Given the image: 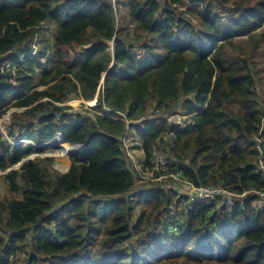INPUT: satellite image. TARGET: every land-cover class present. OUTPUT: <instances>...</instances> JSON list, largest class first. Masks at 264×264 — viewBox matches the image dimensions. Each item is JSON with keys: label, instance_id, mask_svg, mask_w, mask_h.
I'll list each match as a JSON object with an SVG mask.
<instances>
[{"label": "trees", "instance_id": "obj_1", "mask_svg": "<svg viewBox=\"0 0 264 264\" xmlns=\"http://www.w3.org/2000/svg\"><path fill=\"white\" fill-rule=\"evenodd\" d=\"M239 39L264 42V0H0V121L25 109L0 126V264H264V206L243 196L264 191V86L228 54ZM97 94L86 114L63 104ZM58 133L81 145L67 172L12 168L44 152L12 140ZM156 150L168 179L134 193ZM174 178L234 196L177 200Z\"/></svg>", "mask_w": 264, "mask_h": 264}, {"label": "rangeland", "instance_id": "obj_2", "mask_svg": "<svg viewBox=\"0 0 264 264\" xmlns=\"http://www.w3.org/2000/svg\"><path fill=\"white\" fill-rule=\"evenodd\" d=\"M113 1H115V0H113ZM123 10H124V13H125L126 12V8H123ZM117 21L120 22V26H121V24H123L126 21H128L127 14L124 15L123 18H121V16H119ZM51 31H52L51 28L47 29V32H48L47 34L50 35ZM258 41H259V44H258V47L256 48V45H257L256 43L257 42H255L256 45L253 44V45H255L253 47V45H251V43H249V42H247V41H245L243 39H239L234 44L229 45L227 47V52H228V54H231V55H238V56L247 58L251 62V65H252L253 69L257 72V74H258L257 76L260 79L261 84L264 86V42H260L259 39H258ZM110 45L112 46L113 42H111ZM110 50H112V47L110 48ZM6 67L10 69V68H12V65L9 63V64H6ZM72 97H71V99H68L65 103H63V104H68V105H71V106L74 107V110H70V112L79 111V112H82V113L86 114V113H88L87 107H89L91 105H95L97 103V101H98V94H97L95 99L90 100V101H93V102L96 101L93 104L90 101H81V100H78V98L77 99L76 98L72 99ZM82 105H86V106H82ZM24 110L25 109H22V108H12L4 116V118L0 121L1 130L3 131V133L5 135L8 134V125L11 123V120H12V117H13L14 113L15 112H22ZM171 120H173L175 122H178V123L180 121H182L181 118H179V120H178L177 117H174V116L171 117ZM133 131H135V130H133ZM128 137L130 139H127L124 142L125 143V147L126 146L130 147V145L134 144V141H132L133 137H130V136H128ZM12 142L14 144H16V140H12ZM34 144L38 145L37 143H32V146H35ZM23 145H25V144H23ZM41 145H43V144H41ZM43 146H45V145H43ZM42 149H44L43 153L31 154V155L27 156L25 159L28 161L30 159L35 158L37 155H40L42 157H51V158H54V161L52 162V164L50 166L51 169L53 168L54 170L62 172V173H65L67 170H69V168H70V166L72 164L71 156H73L74 151L71 150L70 153L68 154V153L64 152L62 150V148L59 147V145H56V144H52L51 146H47V147H44ZM87 150H88L87 148L82 149V153H86ZM130 154H131V151H130ZM129 157L133 161L141 163L139 159L141 157H143V155H142V153H140L138 151L137 152V156H136L135 153H132V155L129 156ZM21 166L22 165L19 163V164L15 165L12 168L19 169ZM5 172H7V171L0 172V198L1 199L9 198L10 197L9 194H11L9 186H7L8 184L5 181V179L3 178V174ZM170 183L171 182H169V181H165L163 184H169L170 187H171L172 185ZM185 187H187V184L183 188H185ZM190 188H191V185H190ZM190 188L187 189V191H186L187 194H183L182 192L179 193V194L182 197L184 196V197L192 198V195L190 193ZM146 192H149V191H146ZM141 193H145V191L141 192ZM15 196L16 195L14 193H12L11 197H15ZM177 197L176 198L178 200L179 199V195ZM177 200H176V203H177Z\"/></svg>", "mask_w": 264, "mask_h": 264}, {"label": "built area", "instance_id": "obj_3", "mask_svg": "<svg viewBox=\"0 0 264 264\" xmlns=\"http://www.w3.org/2000/svg\"><path fill=\"white\" fill-rule=\"evenodd\" d=\"M113 1V0H112ZM115 2V1H113ZM130 148L127 146V154L132 155V152L130 154ZM154 167L150 172L143 173L145 179L154 181L156 180V171L157 170H164L168 167V158L165 154H163L160 151L154 152ZM190 193L192 195V202L195 203H206L211 204L213 203L214 199L219 195H225V196H233L234 194L229 192L226 189L223 188H217V187H209V186H191ZM251 194H258L261 200L259 201V205L262 207L264 206V191H246L243 193V196L251 195Z\"/></svg>", "mask_w": 264, "mask_h": 264}, {"label": "crops", "instance_id": "obj_4", "mask_svg": "<svg viewBox=\"0 0 264 264\" xmlns=\"http://www.w3.org/2000/svg\"><path fill=\"white\" fill-rule=\"evenodd\" d=\"M133 130L131 132H129V136L130 137H133L132 138V141H134V144L132 145V148H133L134 153L136 154V156H137V152L138 151L140 153H142L143 157H141L139 160L143 161L145 159V156H146L145 151H144V148L142 147V144H143V141L144 140H143V138L140 135H138V133L136 131H133ZM133 146H138V147L135 148ZM165 179H168L166 177V175L163 176V177L157 178L154 181H150L149 180V181L139 182V183H143L142 184V187L140 185H138V186L135 187V190H138V191H150V192H152V191L156 190L155 189V185H153V184H159L157 182H160V181L162 182ZM174 179L177 180V181H179V182H181L183 184L182 186H180L178 183H171V184H175L177 186L178 193H181L182 192L183 194H187L186 191H187V189L190 188V184H188V183H186V182H184L182 180H178L176 178H174ZM172 181H174V180H172ZM186 184H187V187L183 188ZM163 185L166 187V184H161V187ZM179 196H181V195L179 194Z\"/></svg>", "mask_w": 264, "mask_h": 264}, {"label": "clouds", "instance_id": "obj_5", "mask_svg": "<svg viewBox=\"0 0 264 264\" xmlns=\"http://www.w3.org/2000/svg\"><path fill=\"white\" fill-rule=\"evenodd\" d=\"M116 1H117V0H115V2H116ZM112 2H113V1H112ZM115 2H113V3H115ZM6 64H9V62H7ZM95 98H96V97H95ZM95 98H94V99H95ZM78 99L81 100V101H86V100H83V99H80V98H78ZM94 102H96V101H94ZM90 105H91V104H90ZM177 119L179 120L178 117H177ZM181 122H182V121H180L179 123H181ZM2 132H3V131H2ZM3 134H4V133H3ZM59 134L61 135V133H58V135H59ZM58 135H57V137H58ZM57 137H56V138H57ZM61 137H62V135H61ZM56 138H55V139H56ZM55 139H54V140H55ZM127 139H130V138H129V137L125 138L124 142H125ZM54 140H52V141H50V142L37 143L38 145H36V144H34V145H35V146H38V147H40V148H44V147L49 146V143H51V145H52V144H56V145H58V144L56 143L57 141H54ZM58 140H59V139H58ZM60 140H61V139H60ZM63 141H64V140L62 139V142H63ZM32 143H34V142H31V141H30L29 139H27V138H24V139H23V138H21L20 136H18V137L16 138V145H19V146H21V147H24V146H27V145L32 146ZM63 143L67 144L69 147H70V146H73V145H71V144H69V143H67V142H65V141H64ZM23 144H25V145H23ZM41 144H43V145H45V146H43V145H41ZM51 145H50V146H51ZM75 145H78V144H75ZM132 145H133V144H132ZM132 145H130L129 148H130L131 152L134 153V150L132 149ZM59 147H60V146H59ZM80 147H81V145H80ZM80 147H79V148H80ZM79 148H77V149H79ZM126 149H127V146H126ZM74 150H75V149H74ZM74 150H72V151H74ZM67 153H68V152H67ZM68 154H69V153H68ZM127 155H128V154H127ZM128 156H130V155H128ZM22 161H23V160H22ZM22 161L20 162L21 165H23V164H22ZM140 162H142V161L140 160ZM25 163H26V162H25ZM138 163H139V162H138ZM18 164H19V163H18ZM16 165H17V164H16ZM139 165H141V163H139ZM10 169H11V168H10ZM10 169H8L7 172H8ZM67 171H68V170H67ZM67 171H66V172H67ZM160 171H162V170H157L156 173H157V172H160ZM163 176H165V175H163ZM163 176H162V175H159V176H156V178H160V177H163ZM141 182H143V180H142ZM137 192L139 193V192H144V191H136V192H134V193H137ZM145 192H146V191H145ZM149 192H150V191H149Z\"/></svg>", "mask_w": 264, "mask_h": 264}, {"label": "water", "instance_id": "obj_6", "mask_svg": "<svg viewBox=\"0 0 264 264\" xmlns=\"http://www.w3.org/2000/svg\"><path fill=\"white\" fill-rule=\"evenodd\" d=\"M58 139H61V140H62V137H61L60 134L58 135V137H57L54 141H57ZM63 142H64V141H63ZM79 147H80V145H73V146H70V148H66V149H67V152L70 153L71 150L77 149V148H79ZM26 161H27V160L24 159V160L22 161V164H24ZM136 191H138V190H136Z\"/></svg>", "mask_w": 264, "mask_h": 264}, {"label": "bare ground", "instance_id": "obj_7", "mask_svg": "<svg viewBox=\"0 0 264 264\" xmlns=\"http://www.w3.org/2000/svg\"><path fill=\"white\" fill-rule=\"evenodd\" d=\"M66 148H70L67 144H66ZM64 152H66V150L65 149H62ZM150 188V187H149Z\"/></svg>", "mask_w": 264, "mask_h": 264}]
</instances>
